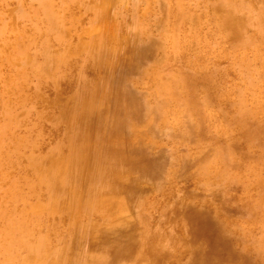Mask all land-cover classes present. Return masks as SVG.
Instances as JSON below:
<instances>
[{
  "label": "rangeland",
  "instance_id": "1",
  "mask_svg": "<svg viewBox=\"0 0 264 264\" xmlns=\"http://www.w3.org/2000/svg\"><path fill=\"white\" fill-rule=\"evenodd\" d=\"M225 2L246 21L219 0H0V264H126L161 225L149 264L193 243L264 264V0Z\"/></svg>",
  "mask_w": 264,
  "mask_h": 264
},
{
  "label": "bare ground",
  "instance_id": "2",
  "mask_svg": "<svg viewBox=\"0 0 264 264\" xmlns=\"http://www.w3.org/2000/svg\"><path fill=\"white\" fill-rule=\"evenodd\" d=\"M219 2L222 3L221 4L222 6L219 7L220 15H231V16H228V18H232L233 15H237L238 18L246 21L245 15L243 16V14H242V16H240L237 13V12H239V9H241L238 6V4L237 5L227 4L225 2V0H219ZM240 13H241V11H240ZM237 25H239V24H237ZM231 26H233V25H231ZM109 203H110L109 209L112 212V217L116 220L119 217L120 213H122L123 208L121 209L120 206L118 205V203L113 204L112 201H110ZM188 216L189 217H187V219L192 221V226L188 229V231L190 233L191 232L194 233L196 235L194 238H197V239H194V241H201V242H203L205 247L208 246L207 242H209V240L205 239L204 237L201 238L200 235H204V233H206L207 229H209V226L208 225L203 226V224L205 223L204 219L200 218L197 215H196L197 217H193V214L189 213ZM114 219H112V221ZM199 225H201V227H199ZM164 230H165V225H163V226L161 225L159 228H156L155 230H151L145 226H142L140 229H138L136 242H135L134 246H130V244H129L124 255H122L123 256L122 261L126 264H149V262L151 261L150 256L153 253H155V252H162L163 253L165 242L169 239H175L172 237V234L167 235ZM227 246H223L220 244L219 248H217V251H214L215 256L217 254L220 256V260L222 258H224V259H227L229 257H230L229 259L234 258L233 257L234 255L229 256L230 252L228 251ZM169 249H173V248L171 247ZM186 250L188 252H190V254L195 257V260L192 262V264H217L216 262L214 263L213 258H212L213 256H211V254L209 252H207L205 250V248H204L205 251L199 253L198 251L201 249L195 243L191 244V246H188V249L186 248Z\"/></svg>",
  "mask_w": 264,
  "mask_h": 264
}]
</instances>
